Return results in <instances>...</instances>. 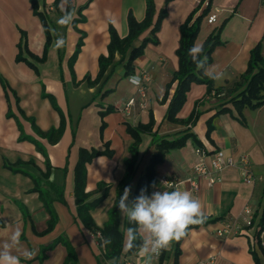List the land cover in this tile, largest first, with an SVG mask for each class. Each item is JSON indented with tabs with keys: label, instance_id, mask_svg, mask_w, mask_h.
<instances>
[{
	"label": "crops",
	"instance_id": "obj_1",
	"mask_svg": "<svg viewBox=\"0 0 264 264\" xmlns=\"http://www.w3.org/2000/svg\"><path fill=\"white\" fill-rule=\"evenodd\" d=\"M200 1L154 0L155 19L161 10L167 15L155 35L158 42L146 46L134 62L133 74L126 77L127 59L116 54L99 84L90 85L86 77L95 81L100 57L108 56L110 26L120 38H126L129 12L138 22L144 20L147 0H36L38 12L49 23L52 40L48 48L44 20L35 14L30 0H0V239L19 229L22 250L35 253L26 260L18 251L21 264H103L104 246L78 214L75 171L80 154L82 150L87 155L104 152L85 166L86 203L92 208L90 215L97 227L103 228L116 201L117 185L126 173L125 160L131 158L129 149L134 142L129 127L149 124L151 117L155 125L153 133L142 135L139 175L156 152L151 145L154 134L173 139L186 135L189 128L196 138H189L185 147L167 154L156 168L152 188L171 190L161 187L160 179L177 178L184 181L178 190L191 191L203 205L206 220L191 226L183 237L178 264H206L210 260L213 264H264L258 237L264 213V105L257 110L245 108L241 118L228 104L232 112L216 115L226 92L222 99L208 98L206 85L193 84L178 118L186 121L202 101L196 125L190 128L166 118L169 102L164 104L163 97L179 71L182 25ZM72 11L75 18L70 24L57 23L65 12ZM209 11L217 13V22L209 25L204 18L195 45L203 46L211 33L226 24L220 36L222 44L212 52L209 66L224 73L222 79L214 80L215 86L234 95L235 84L248 69L251 51L258 43L264 56V0H211ZM148 37L149 31L136 46ZM58 38L64 40L59 49L54 47ZM25 39L29 52L37 58L47 49L46 61L41 63L27 52L22 54L36 69L17 60L18 46ZM133 75L149 79L144 109L139 106V87L129 79ZM108 90L112 92L104 95ZM132 99L137 106L129 113L123 111ZM110 109L114 110L108 112ZM59 129L62 135L55 144L50 143L44 133ZM197 148H204L208 156L198 155ZM219 150L232 156L236 164L213 186L196 177L198 188H194L186 180L202 162L210 165ZM245 156L254 174L252 184L243 181L240 162ZM8 166H18L19 170L14 172ZM35 179H40L50 193L47 203L58 218L50 230L52 217L47 203L34 189ZM247 206L256 212L258 226L239 235H218L227 224L240 222ZM173 248V244L167 248L170 256L164 264L174 263ZM129 250L126 244L118 264H137V252L131 254ZM159 258L154 255L151 264H159Z\"/></svg>",
	"mask_w": 264,
	"mask_h": 264
},
{
	"label": "trees",
	"instance_id": "obj_2",
	"mask_svg": "<svg viewBox=\"0 0 264 264\" xmlns=\"http://www.w3.org/2000/svg\"><path fill=\"white\" fill-rule=\"evenodd\" d=\"M205 0H201L204 2ZM35 9V14L40 15L44 20V26L48 33V41L47 48L50 44L52 37L51 31L49 29V23L47 17H45L42 13L38 12V3L36 0H30ZM210 8H202V4L196 6L194 13L187 19V21L182 25L181 29V43L180 48L177 51V55L179 56V71L174 74L170 83H168L166 88V93L164 95L163 103L166 104L169 102L167 108L166 118L169 122L179 123L181 122L178 118L180 111L183 109L184 105L187 101V94L190 92L193 84H203L207 87V97L212 98V94L215 92L217 96L225 93L226 97L222 99V102L219 105V111L216 115H220L223 113L232 112L227 108L228 104H232L234 109L237 110L239 116L243 117V112L245 108H250L253 110H257V108L264 105V56L262 54L261 48L262 44L258 43L255 48L251 51V57L248 63V69L246 72L242 74L239 82L235 84L236 94H232L229 90L224 87H216L215 82L212 79H209L207 75L204 74L202 70H198L196 64L193 62L192 57L189 56V49H191L195 43L197 36L202 27V22L204 18L209 14ZM146 17L142 21H137L134 14L129 12L128 16V28L129 34L126 38L122 39L119 37L117 30L111 25L110 26V45L108 49V56H101L99 60L100 70L99 76L93 82L90 81V76L86 77V80L90 85H97L101 81V79L106 75L107 70L113 64L115 60V55L120 54L123 58L127 59L126 64V77L130 74L134 73V62L141 57L146 46L151 42L153 44L157 43L156 33L161 29V24L163 20L166 18V12L160 11L158 17L155 19L157 13L155 8L154 0H147V8H146ZM225 25H222L218 30L211 33V35L207 38V41L204 43L203 47V55L207 56L208 65L212 64L213 51L214 49L222 44L220 39L221 33L223 32ZM150 32V37L145 38L139 46H136L137 41L145 32ZM20 48V55L17 60L25 61L32 68L36 69L34 64L31 61H28L22 58L23 53H28L32 58L37 60L38 62H45L47 57V49L44 55L41 58H37L33 56L27 46L26 39L23 40L18 46ZM176 85L174 93L171 96V100L169 101L171 89ZM5 86V85H4ZM111 90H108L104 93V95L111 93ZM232 94V95H231ZM202 101L196 104L194 112L191 116L186 120L181 122L185 126L194 127L198 122L201 112L198 111L200 104ZM114 109H110L108 112H112ZM104 115V113L102 114ZM155 122L153 117H151V121L149 124L139 125L135 128L129 127V132L133 137V144L130 146L129 154L131 158L125 160V176L117 185V193L115 198L114 206L109 210V220L105 224L103 228H98L92 215H90L91 206L86 203L88 199V194L86 193V173L85 166L90 161L94 159V157L102 155L104 152H93L92 154H88L82 150L80 154V161L76 168V202L78 204V214L81 217L84 226L93 231L95 234L101 233L103 237L102 245L104 246L103 251V264H118L121 255L126 247V237L125 232L126 229L132 225L129 224L126 217L122 215V213L118 209L119 200L123 194V190L125 187L131 186V193L129 196V201L134 200L139 194L141 189H146V194L149 195L154 186L155 177L157 174V166L164 162L167 154L173 151L174 149H181L187 145V141L189 138L196 140L194 135L190 133V129L188 128L185 131L186 135L180 137H174L173 139H167L165 137H157V134L152 136L151 145L155 147L156 152L152 154V157L149 161V164L145 168V172L139 175V166H140V146L142 142V135L148 133H153ZM211 131V127L209 132ZM62 135V131L59 129L51 130L48 133H44L45 137H48L50 143H56L58 137ZM39 150L43 152L42 147H39ZM109 155H111L109 153ZM47 160V159H46ZM21 164V163H20ZM19 166V165H18ZM10 167V169L14 172H17L19 167ZM47 166L50 168L49 160H47ZM139 175V176H138ZM51 187V185H50ZM35 191L39 192L41 195V200L44 203H47L50 200V193L43 188V183L40 179H35ZM47 209L49 211L50 216L52 217V221L49 224V229L54 227L58 218L56 214L52 210V205L47 203ZM261 231L264 230V213L261 219ZM183 238L179 241H173L174 245V263L178 264V259L180 256V246ZM106 241H108L106 243ZM140 240L138 239L135 244L139 245ZM138 248L133 247L129 250V253L133 254L137 252ZM169 250L164 249L161 252V256L159 258V264H164L169 259Z\"/></svg>",
	"mask_w": 264,
	"mask_h": 264
},
{
	"label": "clouds",
	"instance_id": "obj_3",
	"mask_svg": "<svg viewBox=\"0 0 264 264\" xmlns=\"http://www.w3.org/2000/svg\"><path fill=\"white\" fill-rule=\"evenodd\" d=\"M74 18L75 11L65 12L57 23L62 26L68 25ZM63 44V38H58L54 47L59 49ZM189 56L192 57L197 69L202 70L209 79L223 78L224 73L221 70L208 65L202 45H194L189 49ZM129 79L134 85L139 86L141 83L138 76L133 75ZM130 193L131 186L125 187L118 209L132 225L126 229L125 237L128 249L138 248L137 255L140 259L137 264H151L154 255L169 248L173 241L185 237L191 226L203 224L206 220L200 199L189 190L162 189L154 191L149 196L146 189H141L140 194L131 202ZM20 235L19 229H16L6 238L0 239V264H21L18 251H22L26 260L34 257L33 251L22 250ZM138 239L141 242L136 245Z\"/></svg>",
	"mask_w": 264,
	"mask_h": 264
},
{
	"label": "built area",
	"instance_id": "obj_4",
	"mask_svg": "<svg viewBox=\"0 0 264 264\" xmlns=\"http://www.w3.org/2000/svg\"><path fill=\"white\" fill-rule=\"evenodd\" d=\"M200 3L202 4L203 9L208 8V7L210 8L211 6V0H205L204 2L200 1L198 5ZM206 18H207V23L211 25L217 22L218 15L216 12H212L211 14H208ZM139 78H140L141 83L139 84V86L136 85L137 87H139L140 98L142 99L139 106L141 109H144L146 108V105H147L146 103L147 87L145 83L149 79L146 75H143L142 77H139ZM216 97H223V96L222 95L217 96L216 93L214 92L212 94V98H216ZM137 104L138 102L135 99H132L131 101L128 102L124 110L123 109L122 110L129 113L133 107L137 106ZM196 153L200 156L202 155L204 157L208 156V153L204 148H197ZM235 164L236 162L232 156L229 157L227 156L226 153H224V151L219 150L216 152V156L211 160L210 165H207L205 161L202 162L201 165H198L197 167H195L196 169L194 170L193 176L189 177L186 181L188 183H191L193 187L197 189L198 184L195 181V178L199 177L202 179L203 178L206 179L207 182H209V184L213 186L221 181L222 173L225 170L231 168V166H234ZM240 166H242V169H243V173H242L243 181L245 183L252 184L255 181L254 174L249 166V158L247 156L242 158L240 162ZM160 184H161V187L173 190V189H178L182 184H184V181L178 180L177 178H175L174 180H170L167 177L163 176L160 179ZM160 190L161 188H155L152 190V193L154 191H160ZM256 219H257L256 212L253 209H251L249 206H247L244 210V214H243L241 221L240 222L233 221V223L227 224L223 230H220L218 232V235L234 236V235H239L243 230L247 228H251V229L256 228L259 224L258 223L259 221H257L258 219L257 220ZM97 236L102 243L103 237L101 233H98ZM258 237L260 239L261 247L262 249H264V230L259 232ZM161 252L162 250L160 251L158 255H155V256L160 257ZM206 264H213V260L208 261Z\"/></svg>",
	"mask_w": 264,
	"mask_h": 264
},
{
	"label": "rangeland",
	"instance_id": "obj_5",
	"mask_svg": "<svg viewBox=\"0 0 264 264\" xmlns=\"http://www.w3.org/2000/svg\"><path fill=\"white\" fill-rule=\"evenodd\" d=\"M116 96V95H115ZM213 99H216V98H213Z\"/></svg>",
	"mask_w": 264,
	"mask_h": 264
}]
</instances>
